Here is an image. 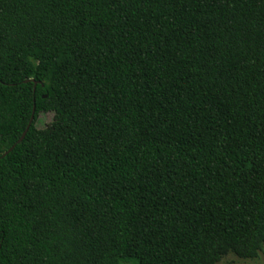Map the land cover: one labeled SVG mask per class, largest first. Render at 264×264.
I'll use <instances>...</instances> for the list:
<instances>
[{
	"label": "trees",
	"instance_id": "16d2710c",
	"mask_svg": "<svg viewBox=\"0 0 264 264\" xmlns=\"http://www.w3.org/2000/svg\"><path fill=\"white\" fill-rule=\"evenodd\" d=\"M263 249L264 0H0V264Z\"/></svg>",
	"mask_w": 264,
	"mask_h": 264
},
{
	"label": "rangeland",
	"instance_id": "374dc122",
	"mask_svg": "<svg viewBox=\"0 0 264 264\" xmlns=\"http://www.w3.org/2000/svg\"><path fill=\"white\" fill-rule=\"evenodd\" d=\"M36 125L39 129H49L60 135H69L74 130V124L66 114H42ZM219 264H264V249L255 260H243L231 254L224 257Z\"/></svg>",
	"mask_w": 264,
	"mask_h": 264
},
{
	"label": "water",
	"instance_id": "95a60500",
	"mask_svg": "<svg viewBox=\"0 0 264 264\" xmlns=\"http://www.w3.org/2000/svg\"><path fill=\"white\" fill-rule=\"evenodd\" d=\"M34 115H35V108H34V111H33V116H32V118H31L30 124H29V126H28L26 132L23 134L22 138L19 140V143L22 142V141L24 140V138L26 137L27 132L29 131L31 125L33 124V121H34ZM13 149H14V147H13L9 152H11Z\"/></svg>",
	"mask_w": 264,
	"mask_h": 264
}]
</instances>
